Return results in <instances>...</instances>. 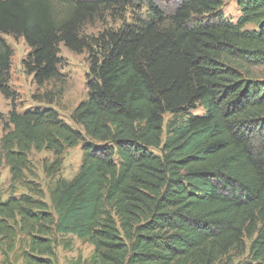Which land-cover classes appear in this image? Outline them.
<instances>
[{
    "label": "trees",
    "instance_id": "1",
    "mask_svg": "<svg viewBox=\"0 0 264 264\" xmlns=\"http://www.w3.org/2000/svg\"><path fill=\"white\" fill-rule=\"evenodd\" d=\"M142 1L0 0V94L11 104L0 114V264H58L66 236L93 247L72 264H230L245 252L244 264H264V0H236L235 22L222 18L227 0L168 10L146 0L148 19L80 34L102 8ZM3 35L23 38L37 86L60 80V44L88 54L87 96L70 114L82 131L51 107L16 110ZM75 146L76 174L58 176L46 202L27 178L29 153L51 152L42 167L54 177Z\"/></svg>",
    "mask_w": 264,
    "mask_h": 264
},
{
    "label": "rangeland",
    "instance_id": "2",
    "mask_svg": "<svg viewBox=\"0 0 264 264\" xmlns=\"http://www.w3.org/2000/svg\"><path fill=\"white\" fill-rule=\"evenodd\" d=\"M146 0L137 3H129L127 7L118 12L110 13L109 9L100 10V13L94 16L92 22L81 26V35L96 36L105 29H117L122 23H132L136 18L148 19L149 13L145 6ZM149 1V0H147ZM161 2L164 10L171 5V1L157 0ZM54 14L61 18L66 16L67 7L65 5L54 4ZM239 8L236 0H227L221 7L222 18L226 21L235 22L239 16ZM246 28H253L248 25ZM3 38L12 49L11 68L9 85L16 92L15 108L18 112L25 110H35L44 108H54L60 116L74 128L81 130L80 126L75 125L70 120V114L76 105L87 96V73H88V54L86 52L76 54L68 50L63 44L59 45V56L61 62L58 70L61 73L60 80H50L42 86H37L32 76L25 72L23 60L26 59L30 49L23 38H14L10 35H3ZM257 74H264V65L257 67ZM48 95L52 98V103L46 99L38 100L36 97ZM10 100L0 94V114L7 115L10 110ZM195 115L204 113L202 107L198 106L192 110ZM171 116L166 115L165 120ZM2 120L0 119V136ZM159 153L158 150H153ZM82 152L80 146H75L66 151L63 157V163L59 172L54 177H48L43 172V160L52 159V153L48 151H31L29 153V170L27 178L33 179L44 191V200L49 202L48 190L53 185L55 179L60 176L65 179H71L77 172L81 162ZM9 173L6 167L0 168V195L5 198L8 195ZM26 192L24 187L18 186L15 194L18 196ZM56 248L58 264H72L77 257L88 261L92 254L93 247L89 243L82 242L75 237L66 236L58 239ZM68 241V246L66 243ZM230 264H244L247 261L246 252L243 255L230 256Z\"/></svg>",
    "mask_w": 264,
    "mask_h": 264
}]
</instances>
